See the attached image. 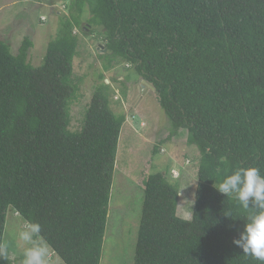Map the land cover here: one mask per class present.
<instances>
[{
  "label": "trees",
  "instance_id": "obj_1",
  "mask_svg": "<svg viewBox=\"0 0 264 264\" xmlns=\"http://www.w3.org/2000/svg\"><path fill=\"white\" fill-rule=\"evenodd\" d=\"M64 1L70 15L61 17L42 65L29 60L31 36L17 53L0 39V244L13 210L41 224L65 264L101 263L127 121L124 110L113 109V85L127 81L108 82L105 72L123 71L116 64L126 62L153 86L172 135L187 129L188 145L200 151L191 219L178 215L177 180L162 171L145 179L133 264H264L233 243L257 209H243L214 187L239 167L264 174V0ZM84 34L104 44V70L83 126L72 130L83 79L74 63ZM9 239L16 252V236ZM12 263L0 253V264Z\"/></svg>",
  "mask_w": 264,
  "mask_h": 264
},
{
  "label": "rangeland",
  "instance_id": "obj_2",
  "mask_svg": "<svg viewBox=\"0 0 264 264\" xmlns=\"http://www.w3.org/2000/svg\"><path fill=\"white\" fill-rule=\"evenodd\" d=\"M69 1V0H68ZM64 0H55L54 6L43 0H0V39L10 43L12 52L17 53L24 38L29 35L34 39L29 60L34 66L43 64L49 41L56 36L61 17L68 16ZM91 16L89 5L82 17L83 25L88 24ZM74 33L79 29L74 28ZM102 48V49H101ZM104 44L95 36L81 35L80 47L75 58V72L82 76L79 82V95L71 105L72 130L83 126L87 107L91 101L99 73L104 70ZM124 64V65H123ZM115 71H106V81L120 78L127 81V87L114 84L115 96L113 109L124 110L127 121L124 123L119 139L116 168L114 173L107 230L104 239L100 264H133L135 259L138 229L144 208V181L156 172H166L169 180L179 183L178 215L191 219L195 203V192L198 183L200 151L189 146L187 129H182L179 136L172 135V123L157 97L150 91L152 87L135 70H126V62L118 63ZM131 69V68H130ZM134 72V73H133ZM132 77L128 80L127 76ZM144 89L135 92L137 86ZM139 87V88H140ZM125 89V92H122ZM139 88H137L139 90ZM148 89V90H147ZM127 97L119 105L118 98ZM134 116V117H133ZM186 131V134H185ZM188 132V134H187ZM157 148V149H156ZM169 172V173H168ZM24 221L13 210H9L6 220V236L15 238L23 227ZM5 242L9 246L10 239ZM18 245V243H17ZM49 246V245H48ZM51 252L50 264H65L61 257ZM4 253L13 261L22 264V249L16 252L8 248Z\"/></svg>",
  "mask_w": 264,
  "mask_h": 264
},
{
  "label": "clouds",
  "instance_id": "obj_3",
  "mask_svg": "<svg viewBox=\"0 0 264 264\" xmlns=\"http://www.w3.org/2000/svg\"><path fill=\"white\" fill-rule=\"evenodd\" d=\"M145 85L143 84V89ZM150 87L154 89L151 84ZM214 187L224 197L234 196L243 209H257L247 216L238 237L233 238V243L244 254L264 261V174L256 166L239 167ZM17 243L22 249V264H50V248L42 237L39 222H25L17 232ZM6 248V244H0V253Z\"/></svg>",
  "mask_w": 264,
  "mask_h": 264
},
{
  "label": "crops",
  "instance_id": "obj_4",
  "mask_svg": "<svg viewBox=\"0 0 264 264\" xmlns=\"http://www.w3.org/2000/svg\"><path fill=\"white\" fill-rule=\"evenodd\" d=\"M142 90V86L139 88V90L137 88H135V92L136 93L137 91H141Z\"/></svg>",
  "mask_w": 264,
  "mask_h": 264
},
{
  "label": "water",
  "instance_id": "obj_5",
  "mask_svg": "<svg viewBox=\"0 0 264 264\" xmlns=\"http://www.w3.org/2000/svg\"><path fill=\"white\" fill-rule=\"evenodd\" d=\"M108 81V80H107Z\"/></svg>",
  "mask_w": 264,
  "mask_h": 264
}]
</instances>
